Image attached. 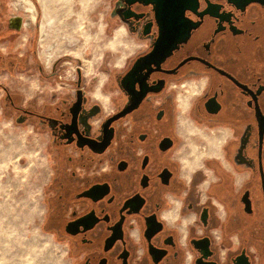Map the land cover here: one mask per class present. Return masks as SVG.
Instances as JSON below:
<instances>
[{
  "label": "flooded vegetation",
  "instance_id": "af4514ba",
  "mask_svg": "<svg viewBox=\"0 0 264 264\" xmlns=\"http://www.w3.org/2000/svg\"><path fill=\"white\" fill-rule=\"evenodd\" d=\"M110 18L129 58L106 89L79 69L31 99L0 83L3 115L47 136L70 264H264V0H114Z\"/></svg>",
  "mask_w": 264,
  "mask_h": 264
},
{
  "label": "rangeland",
  "instance_id": "374dc122",
  "mask_svg": "<svg viewBox=\"0 0 264 264\" xmlns=\"http://www.w3.org/2000/svg\"><path fill=\"white\" fill-rule=\"evenodd\" d=\"M113 1L0 0V52L23 60L15 68H0V83L31 99L67 92L79 69L92 93L106 89L109 74L129 58L127 33L110 18ZM16 16L24 18L21 31L7 27ZM60 62L62 80L51 82L47 75ZM2 95L0 264H70L47 220V136L32 124L17 125L13 113L3 115Z\"/></svg>",
  "mask_w": 264,
  "mask_h": 264
},
{
  "label": "bare ground",
  "instance_id": "6f19581e",
  "mask_svg": "<svg viewBox=\"0 0 264 264\" xmlns=\"http://www.w3.org/2000/svg\"><path fill=\"white\" fill-rule=\"evenodd\" d=\"M13 20H14V19H13ZM16 21H17V22H22V20H21V19H20V20H17V19H16ZM18 27H19V26H18Z\"/></svg>",
  "mask_w": 264,
  "mask_h": 264
}]
</instances>
